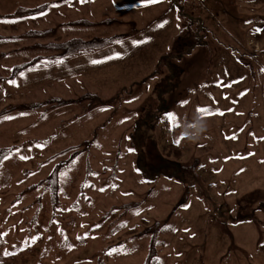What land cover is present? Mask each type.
Masks as SVG:
<instances>
[{
  "label": "rangeland",
  "instance_id": "1",
  "mask_svg": "<svg viewBox=\"0 0 264 264\" xmlns=\"http://www.w3.org/2000/svg\"><path fill=\"white\" fill-rule=\"evenodd\" d=\"M66 3L0 0V264H264V0Z\"/></svg>",
  "mask_w": 264,
  "mask_h": 264
},
{
  "label": "crops",
  "instance_id": "2",
  "mask_svg": "<svg viewBox=\"0 0 264 264\" xmlns=\"http://www.w3.org/2000/svg\"><path fill=\"white\" fill-rule=\"evenodd\" d=\"M103 1V0H102ZM107 5L116 9V7L118 8V4H120L121 6H124V0H105ZM87 4V0H67V3L62 5L61 7H59L57 10L59 12H66L64 14H71V15H75V17L73 18L74 20H65L68 21V23H70V21H72V23H76L77 21L83 20L84 18H81V16H78L79 13L84 12L85 10H82L83 8L86 7ZM77 15V16H76ZM65 21H62V24H65ZM120 56H117L115 59L111 60L113 62H118L119 60L122 61H126L128 59L127 54H122L119 53ZM110 60V59H109Z\"/></svg>",
  "mask_w": 264,
  "mask_h": 264
},
{
  "label": "clouds",
  "instance_id": "3",
  "mask_svg": "<svg viewBox=\"0 0 264 264\" xmlns=\"http://www.w3.org/2000/svg\"><path fill=\"white\" fill-rule=\"evenodd\" d=\"M189 127L195 129V134L188 131ZM209 125L206 120L201 119L197 116L192 123H186L183 126V135L192 141L199 140L201 136L207 132Z\"/></svg>",
  "mask_w": 264,
  "mask_h": 264
},
{
  "label": "snow or ice",
  "instance_id": "4",
  "mask_svg": "<svg viewBox=\"0 0 264 264\" xmlns=\"http://www.w3.org/2000/svg\"><path fill=\"white\" fill-rule=\"evenodd\" d=\"M151 2H156V0H151ZM198 111L201 112V114H203V115H214V114L223 115L222 112L221 113H214L208 108H199ZM5 119H11V117H5ZM166 119L169 120L170 122H175L176 117L174 114H167ZM177 143H178V141H177ZM129 151H132V150L130 149ZM4 159H7V157H4ZM21 159H26V157H21Z\"/></svg>",
  "mask_w": 264,
  "mask_h": 264
},
{
  "label": "trees",
  "instance_id": "5",
  "mask_svg": "<svg viewBox=\"0 0 264 264\" xmlns=\"http://www.w3.org/2000/svg\"><path fill=\"white\" fill-rule=\"evenodd\" d=\"M17 69H22V67H17ZM49 180L52 187L53 194H56L58 191V169H54L49 176Z\"/></svg>",
  "mask_w": 264,
  "mask_h": 264
}]
</instances>
